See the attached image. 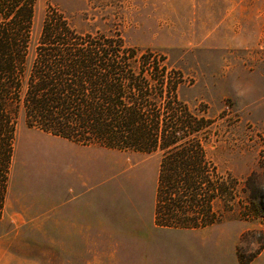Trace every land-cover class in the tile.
I'll return each mask as SVG.
<instances>
[{
    "label": "rangeland",
    "instance_id": "obj_1",
    "mask_svg": "<svg viewBox=\"0 0 264 264\" xmlns=\"http://www.w3.org/2000/svg\"><path fill=\"white\" fill-rule=\"evenodd\" d=\"M58 10L79 31L121 30L128 44L164 57L183 78L181 97L214 120L207 145L236 181L220 223L154 225L160 155L81 146L20 118L0 217V264H240L257 250L264 221L239 202L264 199V0H35L31 54L45 15ZM245 90L240 97L237 90ZM247 178L253 180L246 192ZM215 209L224 203L215 202ZM248 264H264V249Z\"/></svg>",
    "mask_w": 264,
    "mask_h": 264
},
{
    "label": "trees",
    "instance_id": "obj_2",
    "mask_svg": "<svg viewBox=\"0 0 264 264\" xmlns=\"http://www.w3.org/2000/svg\"><path fill=\"white\" fill-rule=\"evenodd\" d=\"M35 0H0V217L20 118L29 128L81 146L160 155L154 224L198 229L220 223L236 201V181L220 174L208 155L214 122L206 106L192 109L180 95L181 74L164 57L111 33L76 29L63 12L43 20L31 54ZM247 178L243 192L251 187ZM224 203L215 209V202ZM241 219L264 221V199L239 202ZM241 235L235 247L244 258Z\"/></svg>",
    "mask_w": 264,
    "mask_h": 264
},
{
    "label": "clouds",
    "instance_id": "obj_3",
    "mask_svg": "<svg viewBox=\"0 0 264 264\" xmlns=\"http://www.w3.org/2000/svg\"><path fill=\"white\" fill-rule=\"evenodd\" d=\"M237 94H238V96L243 97V96H245L246 93H245V90L238 89Z\"/></svg>",
    "mask_w": 264,
    "mask_h": 264
},
{
    "label": "crops",
    "instance_id": "obj_4",
    "mask_svg": "<svg viewBox=\"0 0 264 264\" xmlns=\"http://www.w3.org/2000/svg\"><path fill=\"white\" fill-rule=\"evenodd\" d=\"M152 217H153V215H152ZM154 222V221H153ZM155 225V224H154Z\"/></svg>",
    "mask_w": 264,
    "mask_h": 264
}]
</instances>
